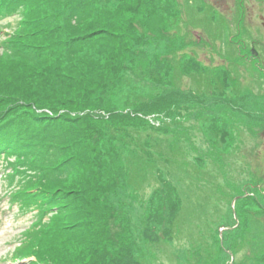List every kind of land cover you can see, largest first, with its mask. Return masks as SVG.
I'll list each match as a JSON object with an SVG mask.
<instances>
[{
    "label": "trees",
    "instance_id": "trees-1",
    "mask_svg": "<svg viewBox=\"0 0 264 264\" xmlns=\"http://www.w3.org/2000/svg\"><path fill=\"white\" fill-rule=\"evenodd\" d=\"M7 15L18 17V27L0 40V172L7 185L16 186L8 190L10 202L21 215L32 213L11 261L143 264L142 247L121 197L134 188L143 192L157 178L160 190L151 198L158 202L145 220L158 229L166 218L172 240L181 207L179 191L163 170L148 178L136 171L144 164L161 170L148 142L150 133L145 135L148 129L163 130L167 139L169 129L180 134L182 127L150 124L147 116L174 119L183 105H203L212 112L202 120L208 124L204 128L212 125L213 137L234 139L239 123L251 133L262 128L264 65L259 51L253 56L258 45L228 40L231 50L226 52L235 51L237 57L232 54L230 64L242 60L257 82L253 95L236 98L225 91L238 78L230 67L213 68V75L191 56L186 71L203 73L199 78L208 85L195 92L182 90L176 82L183 66L174 61L166 69L151 65L157 57L152 47L165 40L161 35L179 15L172 0H0V16ZM166 38L176 59V42L183 48L185 40ZM211 120L215 123L209 125ZM223 144L209 141L211 160L229 147ZM130 152L139 162L127 158ZM252 195L240 193L234 210L229 205L236 227L222 236L218 231L205 235L212 242L200 263L225 264L233 257L234 264H264V218L259 221L255 214H264L263 195L258 189ZM246 240L252 256L238 259L235 252Z\"/></svg>",
    "mask_w": 264,
    "mask_h": 264
},
{
    "label": "rangeland",
    "instance_id": "rangeland-1",
    "mask_svg": "<svg viewBox=\"0 0 264 264\" xmlns=\"http://www.w3.org/2000/svg\"><path fill=\"white\" fill-rule=\"evenodd\" d=\"M172 1L179 15L175 18L176 22L171 23L174 27L172 28L170 24L166 34L161 35L165 40L158 43L157 47H152L151 52L156 53L157 57L156 60H152L151 65L158 63L161 68L166 69V66L174 61L176 66L179 64L180 69L183 66L181 79L176 82L182 90L195 92L207 90L208 85L199 78H204L203 73L198 76V72L194 69L186 71L185 61L191 59V56L202 69L206 67L209 73L213 72V75V68L220 67L223 70L230 67L233 71L231 75L238 74V78L226 85L227 94L236 98L243 94L253 95L257 89V82L253 80L255 74L251 73L255 72L252 69H245L242 60H239L238 64H230L229 59L236 57V52L230 54L226 49L231 50L228 47V40L231 38L236 41H246L247 44L254 42L258 45L255 48H258L261 58L264 59V0H243V6L241 0ZM17 18L16 15L0 16L1 41L18 27ZM166 36H171L173 40L174 37L185 40L183 48L176 42V59L172 60V52L168 50ZM1 41L0 53L3 50ZM183 106L179 113L177 111L174 119L166 116L162 118L147 116L150 124L175 127L180 123L182 127L180 134L169 129L167 139L163 130L153 133L148 129L145 135L150 133L148 142L154 155L159 157L154 160L161 170L156 171L149 164L137 166L139 170H136L143 171L147 178L150 175L154 176V172L158 176L163 170L164 176L178 189L181 207L174 230L175 239L169 237L166 218L158 229L150 223L146 224L148 212L153 211L154 205L158 202L157 198H151L152 192L160 190V182L157 178L150 180L143 192L140 193L134 188L132 193L130 191L121 197L126 201L127 215L131 218L134 235L142 247L139 254L143 264H202L199 261L206 253V247L210 245L208 242H212V240L207 242L205 235L209 231L213 233L218 231L222 236L224 231L237 226L236 223L231 222V213L234 220L235 212L228 209L231 205L234 210L237 196L241 193L243 197H252L253 191L258 189L263 195L261 200L264 201V126L251 133L239 123L235 134L233 131L234 139L232 135L231 139L228 137L223 140L212 135L211 124L215 123L214 120L209 124L210 129L204 128L208 124L202 118L211 115L212 112L205 110L203 105H193L190 108ZM176 137L181 138L180 142H175ZM210 140L220 147H223V142L229 145L226 151L220 153L218 159H215L214 155V160H211L213 154L210 153L209 146H206ZM135 150L133 146V152ZM157 151L159 153H156ZM126 156L133 164L139 162L132 152L127 153ZM3 173L0 172V264H22L25 260L13 263L11 253L19 244L23 230L32 222V213L21 215L17 204L10 202L8 190L16 186L7 185ZM235 195L236 197L232 199ZM150 200L154 201L149 206ZM168 210L166 208V214H169ZM255 214L260 217L259 221L264 218L262 213ZM252 221L255 222L256 219ZM155 230L159 233L158 236H155ZM150 238L154 243H158L157 247L150 242ZM259 241L262 242V239L259 238ZM148 245L150 247L147 249ZM248 245L250 244L246 240L242 249L235 252L238 259L250 254ZM233 259V257L227 259L225 264H234Z\"/></svg>",
    "mask_w": 264,
    "mask_h": 264
},
{
    "label": "flooded vegetation",
    "instance_id": "flooded-vegetation-1",
    "mask_svg": "<svg viewBox=\"0 0 264 264\" xmlns=\"http://www.w3.org/2000/svg\"><path fill=\"white\" fill-rule=\"evenodd\" d=\"M240 2H241V5L243 6L244 1L241 0ZM235 4H236V3H235ZM235 4H234V5H235ZM253 52L255 53V54H253V56H257V57H258V50L256 49V52H255V51H253ZM260 61H261L262 63H264V59H261V58H260Z\"/></svg>",
    "mask_w": 264,
    "mask_h": 264
}]
</instances>
